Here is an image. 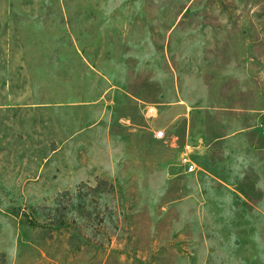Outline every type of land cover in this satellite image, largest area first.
Listing matches in <instances>:
<instances>
[{
  "label": "rangeland",
  "instance_id": "1",
  "mask_svg": "<svg viewBox=\"0 0 264 264\" xmlns=\"http://www.w3.org/2000/svg\"><path fill=\"white\" fill-rule=\"evenodd\" d=\"M253 123L264 0H0V264H264V148L200 168Z\"/></svg>",
  "mask_w": 264,
  "mask_h": 264
},
{
  "label": "crops",
  "instance_id": "2",
  "mask_svg": "<svg viewBox=\"0 0 264 264\" xmlns=\"http://www.w3.org/2000/svg\"><path fill=\"white\" fill-rule=\"evenodd\" d=\"M148 105H150L154 110L153 112H150L146 115H153L155 112V106L151 103H148ZM253 129L254 123L247 126H241L239 128H233L227 133L218 134L217 136L215 135L213 138H211V140L208 139L207 144L216 141L219 146L221 143H226L228 141L233 142L224 146V148H226L230 153L228 156L229 163L226 167L227 169L217 167V165H213L211 168L207 165H201L200 167L201 171L204 173V181H211L214 185V188H221L230 196H233L234 198H240L242 202L247 201L249 196L251 197L249 193L245 192L247 191L245 188L247 187L248 181L250 180V178H248V170L250 169V162L253 159L252 154L254 153V150L264 148V145H257L256 143H251V141L244 142L238 140L242 133L247 132L246 130ZM214 145L216 144L214 143ZM206 147V149H208L207 145ZM192 163L194 165L193 168H195V163L193 161ZM261 180L264 181V178Z\"/></svg>",
  "mask_w": 264,
  "mask_h": 264
},
{
  "label": "built area",
  "instance_id": "3",
  "mask_svg": "<svg viewBox=\"0 0 264 264\" xmlns=\"http://www.w3.org/2000/svg\"><path fill=\"white\" fill-rule=\"evenodd\" d=\"M145 109L150 113V112H153V108L150 106V105H147V106H144ZM163 133V130L162 129H157L155 132H154V136H161ZM180 160L182 162V164L185 165V167L187 168V170H191L194 165L192 163V161L189 159V157L187 156V153L183 152L180 156Z\"/></svg>",
  "mask_w": 264,
  "mask_h": 264
}]
</instances>
